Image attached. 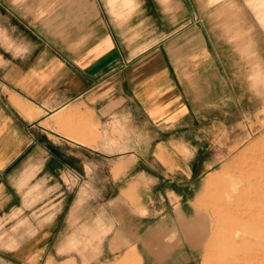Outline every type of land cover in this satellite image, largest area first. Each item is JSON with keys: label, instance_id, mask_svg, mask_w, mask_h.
<instances>
[{"label": "crops", "instance_id": "crops-1", "mask_svg": "<svg viewBox=\"0 0 264 264\" xmlns=\"http://www.w3.org/2000/svg\"><path fill=\"white\" fill-rule=\"evenodd\" d=\"M234 2L0 0V218L32 224L40 210L43 221L45 202L79 196L85 166L89 179L106 169L108 202L134 199L146 213L158 196L187 202L201 166L171 160L169 138L225 88V42L248 39L251 24L226 12Z\"/></svg>", "mask_w": 264, "mask_h": 264}, {"label": "rangeland", "instance_id": "rangeland-1", "mask_svg": "<svg viewBox=\"0 0 264 264\" xmlns=\"http://www.w3.org/2000/svg\"><path fill=\"white\" fill-rule=\"evenodd\" d=\"M230 6L226 12L251 23L248 39L225 42V88L209 90L208 106L194 111L198 120L182 122L169 138L178 144L171 160L201 166L189 200L158 196L148 213L134 199L111 203L99 191L106 169L89 179L85 166L79 196L45 202L43 221L40 210L32 224L18 214L0 218V264H178L189 246V264H264V0ZM57 210V225L38 231Z\"/></svg>", "mask_w": 264, "mask_h": 264}]
</instances>
